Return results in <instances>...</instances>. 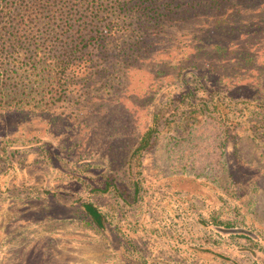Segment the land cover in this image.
<instances>
[{"label": "rangeland", "instance_id": "1", "mask_svg": "<svg viewBox=\"0 0 264 264\" xmlns=\"http://www.w3.org/2000/svg\"><path fill=\"white\" fill-rule=\"evenodd\" d=\"M231 3L161 34L124 18L110 51L143 40L114 73L0 107V264H264V0Z\"/></svg>", "mask_w": 264, "mask_h": 264}, {"label": "trees", "instance_id": "2", "mask_svg": "<svg viewBox=\"0 0 264 264\" xmlns=\"http://www.w3.org/2000/svg\"><path fill=\"white\" fill-rule=\"evenodd\" d=\"M233 8L220 6V0H0V107L49 110L77 89L78 78L85 84L114 73L143 40L134 32L125 41L131 45L110 51L117 41L113 30L126 20H134L130 26L138 33L161 34L172 23L182 29L202 10ZM154 131L143 137L138 152L151 144ZM83 208L105 229L93 204Z\"/></svg>", "mask_w": 264, "mask_h": 264}]
</instances>
